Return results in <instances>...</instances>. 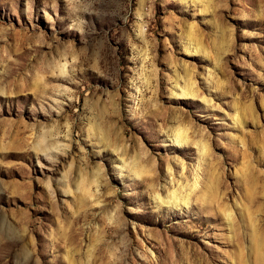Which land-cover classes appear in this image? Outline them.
Instances as JSON below:
<instances>
[{
	"label": "rangeland",
	"instance_id": "obj_1",
	"mask_svg": "<svg viewBox=\"0 0 264 264\" xmlns=\"http://www.w3.org/2000/svg\"><path fill=\"white\" fill-rule=\"evenodd\" d=\"M0 264H264V0H0Z\"/></svg>",
	"mask_w": 264,
	"mask_h": 264
},
{
	"label": "bare ground",
	"instance_id": "obj_2",
	"mask_svg": "<svg viewBox=\"0 0 264 264\" xmlns=\"http://www.w3.org/2000/svg\"><path fill=\"white\" fill-rule=\"evenodd\" d=\"M187 92V91H186ZM185 94V93H184ZM183 93H182V95H184ZM189 94V93H188ZM191 94V93H190ZM181 95V94H180ZM187 95V94H186ZM183 133V132H182ZM183 136L181 135V134H178L177 135V139H176V141L177 142H180V143H182L183 141Z\"/></svg>",
	"mask_w": 264,
	"mask_h": 264
}]
</instances>
